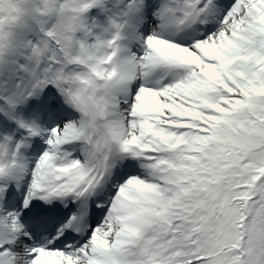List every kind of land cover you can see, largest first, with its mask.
<instances>
[{
  "label": "snow or ice",
  "instance_id": "snow-or-ice-1",
  "mask_svg": "<svg viewBox=\"0 0 264 264\" xmlns=\"http://www.w3.org/2000/svg\"><path fill=\"white\" fill-rule=\"evenodd\" d=\"M0 264H264V0H0Z\"/></svg>",
  "mask_w": 264,
  "mask_h": 264
}]
</instances>
